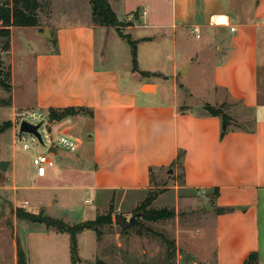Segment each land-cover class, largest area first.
Listing matches in <instances>:
<instances>
[{"label": "crops", "instance_id": "0c3cea01", "mask_svg": "<svg viewBox=\"0 0 264 264\" xmlns=\"http://www.w3.org/2000/svg\"><path fill=\"white\" fill-rule=\"evenodd\" d=\"M114 1L119 4L125 0ZM149 3L139 6L143 9L142 17L145 19L153 13L154 17L150 18L156 22L155 26L174 31V44L179 31L185 30L205 32L210 37L209 43L216 39L222 41L215 49L207 48L212 57L224 53L214 64V83L210 91L216 99L214 106L227 105L231 124L223 134L222 117L211 115L204 104H196V109L181 99L176 63L173 73L159 72L165 83L173 80L171 102H152L145 96L160 91L158 82L143 81L138 89L132 79L140 76V72L128 67L129 83L122 85L120 71L110 64L98 66L96 30L100 25L92 20H60L59 24L43 28L56 47L39 54L36 60L37 105L39 109H47L48 114L50 108L69 106L86 107L91 114L68 116L55 123L57 132H65L76 139L78 149L67 151L62 161H57L58 165H65L61 168L57 165L46 177H38L35 171L34 177L43 183L38 189L39 213L44 214L46 208L76 210L69 187L46 181L63 170L66 171L65 181L73 177L82 179L79 189L93 191L97 202L95 211L80 212L84 220L67 222L74 225L94 220L96 217L87 219L92 212L98 215L111 206L118 212L121 203L132 197V208L128 211L134 210L148 192L154 190V177L180 165L181 181L175 178L173 184L165 186L167 192L174 193L176 205L180 199L193 195L212 201L217 227L216 264H243L251 252L260 251L259 221L264 203V91L260 88L259 50L260 34L264 36V0H169L168 7L158 0H149ZM219 17H226L227 21L219 23L216 21ZM138 19L137 15L134 24L126 28L137 26ZM232 26L235 31L231 30ZM84 39L88 40L87 45ZM139 52L138 49L139 70L152 71L140 66ZM185 59L191 60L188 55ZM199 64L204 66L202 61ZM138 91L143 94L142 98ZM11 107L14 112L8 121H12L13 128L16 126L13 115L22 109L15 108L14 98ZM83 131L86 132L83 134ZM180 152L183 156L178 162ZM1 161L4 160L0 158ZM1 188L9 187L0 184ZM11 188L17 195L18 190L31 186L18 185L15 180ZM164 196L158 195L153 205L162 202ZM14 202L12 217L17 228V235L13 234L11 240L14 264H18L20 243L24 244L28 264H57L53 258L62 253L60 244L64 252H68V259L66 253L64 260L77 264L72 261L68 232L19 218L16 214L18 201ZM217 208H232V211L218 213ZM45 216L63 220L66 214L62 218ZM20 222L24 235L21 242ZM81 233L78 234L79 259Z\"/></svg>", "mask_w": 264, "mask_h": 264}, {"label": "rangeland", "instance_id": "374dc122", "mask_svg": "<svg viewBox=\"0 0 264 264\" xmlns=\"http://www.w3.org/2000/svg\"><path fill=\"white\" fill-rule=\"evenodd\" d=\"M110 1L114 11L122 21H133L137 15L139 16L137 26L130 29L123 27L122 29L125 33L131 34L134 40L138 41L140 66L152 70L145 71L147 74L140 73V76L138 75L132 79L137 83V88L139 89L143 81L158 82L160 84V91L158 93L149 94L145 97L155 103L171 102L173 98V80L165 83L160 78L159 72L173 73V67L176 63L178 66L179 95L181 99L185 103L193 104L196 109L198 108L196 104H204L205 106L206 103H210L216 105L214 94L210 91L214 83L213 69L214 64L223 58L224 53H219L217 56L212 57L210 51L212 48H216L217 43L218 45L219 43L221 44V40L216 39V41L213 40L212 43H209L208 39L210 37L205 32H199L198 37V33L185 30L179 31L180 35L177 43L174 44V31L155 26L156 22L150 18L154 17L153 13L149 17H145V19L142 17L143 9L139 8V6L145 7L146 3L150 4L149 0H125L119 4L114 0ZM168 1L158 0L159 3L162 2L164 7H168ZM40 2L41 6L37 11L39 25L14 27L11 34L10 51L0 54L4 61V67L6 69H10L11 67L12 70L11 94L0 88V103L4 98L12 95L15 108L22 110L41 108L37 105L36 101V60L39 54L47 53V49L56 47L55 43L46 36V34L49 36L48 31L45 32L43 28L59 24L60 20L61 22L68 21V18L77 19L81 22L83 20H92L93 22L92 5L89 0H40ZM130 14L132 15L130 16ZM138 24L141 26H138ZM144 24L148 25L144 26ZM100 27L96 30L97 64L98 66L110 64L113 68H116L120 71L122 85H127L129 83L128 67L132 69L134 67L131 46L124 37L119 35L116 27ZM144 37L148 39H142ZM84 42L87 45L88 40L84 39ZM207 48H211V50L208 51ZM259 50L261 57L260 88L261 91H264V36L262 33L259 38ZM186 55L193 60L192 64H190L191 60L186 61ZM199 61H202L204 66L200 67ZM189 64L190 66H188ZM187 66L189 68L188 73L187 71L183 73V69ZM162 90L166 92L163 93ZM191 90L195 91V93L193 94ZM137 93L140 98L143 97L140 91ZM41 110L48 113L45 108ZM13 112L14 108L11 106H0V124L8 121L12 117ZM17 112H19V109L13 115L15 125ZM85 132L83 131L82 133L84 134ZM82 133L80 132L79 135L83 136ZM16 134L17 125L4 132H0V158L10 162L7 170L3 171L0 169V184L3 187H9L7 189H0V195H2L0 201V264H14L11 257L13 248L11 240L13 234L17 235V228H15L14 218L12 217V213L15 211L14 200L18 201L16 210L21 208L33 210L36 213L40 212V208L38 207V193L40 192H38V189L43 183L40 179L34 177L35 167L33 157L36 154V150L33 148L24 149L17 142ZM36 146L39 150L46 151L44 146L39 144H36ZM66 152L65 150H60L58 154L50 156L56 162H61ZM62 164L58 166L61 168ZM181 173L180 165L175 170H163L161 175L154 177L155 188L154 190H150L159 191L158 195L165 194L162 199L163 201H157L154 205L152 203V207L158 208V206H161L173 209L176 212L175 217L155 222L146 221L139 213H135V209L141 202L134 210L128 211L132 208L131 203L133 201V197L129 198V196V199L123 201L121 205L119 204L120 211H114L113 225L101 227L102 234L100 237H98L96 232L91 230H87L79 235L81 259L78 260L77 264H97V261H103L106 264H216L217 227L214 221L215 208L213 202L209 199L193 195V197L180 199L176 205L174 193L167 192L168 189L165 188V186L173 184L175 178L180 182ZM65 175L66 171L63 170L57 175L49 176L46 181L52 185L61 184L69 187L67 189L73 196L75 203L73 205L76 207L77 212L75 208H46L44 214L59 216V218H62L66 214L63 218L64 222H80L85 218L80 212H84L85 209H93L95 211L97 202L93 191L79 189L78 186L83 184L82 179L73 177L65 181ZM15 180L18 185H27L31 186V188L18 190L17 195H15L16 191L11 188L15 184ZM26 200L28 202L25 208L22 204ZM2 203L7 205V209L6 206L3 208V210H6V214H3V211H1ZM206 203H208V207H206ZM117 213L123 214L127 219H131L136 215L139 224H134L129 229L123 230L115 222ZM95 217H97V214L92 212L87 219H94ZM259 222L260 264H264V203L261 204ZM21 229L20 222V242L24 236ZM161 234L176 241V252H173L162 240ZM20 245L24 249V244L20 243ZM60 248L62 253L53 258V260H57V264H68L64 260L66 253L68 259V252H64V247L61 244ZM25 253L28 256L26 251ZM186 253L193 256L188 262L184 260Z\"/></svg>", "mask_w": 264, "mask_h": 264}, {"label": "trees", "instance_id": "16d2710c", "mask_svg": "<svg viewBox=\"0 0 264 264\" xmlns=\"http://www.w3.org/2000/svg\"><path fill=\"white\" fill-rule=\"evenodd\" d=\"M92 5V18L93 23L100 26H114L116 27L120 36L124 37L131 46L133 55V70L138 71L141 74H147L144 71H140L138 67V41L134 40L131 34L125 33L123 27L133 25V21L124 22L119 19L118 15L114 11L109 0H89ZM41 6L40 0H0V54L3 52L8 53L11 49V34L14 27L24 26H38L39 19L37 18V11ZM137 18V16H136ZM12 70L4 67V61L0 56V88L11 94L12 91ZM13 101L12 95L8 98H4L0 103V106H11ZM204 108L213 116L222 117L226 132L227 127L231 124L232 117L226 112L227 105L214 106L210 103H206ZM79 114H91V111L86 107H64V108H50L49 117L52 121H60L68 116H74ZM12 127V122L6 121L0 124V132H4ZM183 152L178 155V162L181 161ZM159 191H150L147 197L142 201L135 213H139L140 216L146 221H160L168 220L175 217V210L152 207L153 201L157 198ZM20 209V210H19ZM16 214L19 218L29 220L32 222H40L46 224L48 227L54 228L59 232H68L71 237V254L72 261L77 263L78 256V234L84 230H94L98 237L102 234L101 227L112 226L114 223V208L113 206L105 213H100L94 220L84 221L78 224L70 225L61 219L45 216L42 213L33 214L24 209L19 208ZM232 211V208H217L218 213H225ZM135 224H139L138 222ZM124 230V229H123ZM162 240L176 252V241L169 239L164 234L160 235ZM18 264H28L27 256L24 249L18 244ZM97 264H106L103 261H97ZM243 264H260V255L258 251L251 252Z\"/></svg>", "mask_w": 264, "mask_h": 264}, {"label": "built area", "instance_id": "2783aa9c", "mask_svg": "<svg viewBox=\"0 0 264 264\" xmlns=\"http://www.w3.org/2000/svg\"><path fill=\"white\" fill-rule=\"evenodd\" d=\"M235 29V27H231L232 31H235ZM193 32L198 33L197 36L199 37L198 30ZM16 116L17 142L20 143L24 149L33 148L36 150V154L33 157V164L38 177H46L52 170L56 169L57 162L50 155L57 154L60 150H65L68 152L77 151L78 143L76 139L65 132H57L54 125L58 121H52L49 117V114L45 113L43 110L23 109L17 112ZM24 121L33 125L40 124L38 132L40 133L42 141H40L36 134L20 130V125ZM36 144L44 146L46 151L43 152L39 150ZM51 148L55 149V152L50 151ZM26 204L27 202L24 205L26 206Z\"/></svg>", "mask_w": 264, "mask_h": 264}, {"label": "water", "instance_id": "95a60500", "mask_svg": "<svg viewBox=\"0 0 264 264\" xmlns=\"http://www.w3.org/2000/svg\"><path fill=\"white\" fill-rule=\"evenodd\" d=\"M187 68V67H186ZM186 68L183 69V73H186ZM40 124L38 125H33L29 122H22V124L20 125V130L24 131V132H29V133H34L38 136V138L41 140V136L40 133L38 132V128H39ZM50 151L55 152V149H50ZM7 166H8V161H1L0 162V169L5 171L7 170ZM5 207V204H2V211L4 212L3 208ZM206 207H208V204L206 205ZM115 222L117 225H120L122 227V229L126 230L129 229L131 226H133L135 223L138 222L136 215H134L131 219H127L123 214L121 213H117L115 216ZM190 258H193V256H191L189 253H186L184 255V260L186 262H188V260Z\"/></svg>", "mask_w": 264, "mask_h": 264}, {"label": "bare ground", "instance_id": "6f19581e", "mask_svg": "<svg viewBox=\"0 0 264 264\" xmlns=\"http://www.w3.org/2000/svg\"><path fill=\"white\" fill-rule=\"evenodd\" d=\"M224 21H227V18L226 17H219V18H216V21H219V22H223Z\"/></svg>", "mask_w": 264, "mask_h": 264}]
</instances>
